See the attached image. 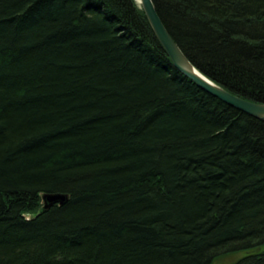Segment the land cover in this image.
Wrapping results in <instances>:
<instances>
[{"label": "trees", "instance_id": "16d2710c", "mask_svg": "<svg viewBox=\"0 0 264 264\" xmlns=\"http://www.w3.org/2000/svg\"><path fill=\"white\" fill-rule=\"evenodd\" d=\"M153 3L204 75L264 103V0ZM224 258L264 264V119L177 70L137 0H0V264Z\"/></svg>", "mask_w": 264, "mask_h": 264}, {"label": "water", "instance_id": "95a60500", "mask_svg": "<svg viewBox=\"0 0 264 264\" xmlns=\"http://www.w3.org/2000/svg\"><path fill=\"white\" fill-rule=\"evenodd\" d=\"M144 10L148 21L166 53L168 54L173 66L185 77L190 79L196 86L205 92L219 98L228 105L243 111L255 118L264 119V103L254 102L242 98L204 75L180 49L172 38L159 17L153 0H137ZM67 195L63 193H45L42 195L43 208L48 209L54 204H63Z\"/></svg>", "mask_w": 264, "mask_h": 264}, {"label": "rangeland", "instance_id": "374dc122", "mask_svg": "<svg viewBox=\"0 0 264 264\" xmlns=\"http://www.w3.org/2000/svg\"><path fill=\"white\" fill-rule=\"evenodd\" d=\"M231 258H224L223 260H218L215 264H223L224 262L229 261Z\"/></svg>", "mask_w": 264, "mask_h": 264}]
</instances>
